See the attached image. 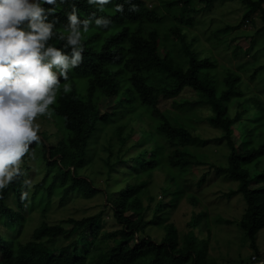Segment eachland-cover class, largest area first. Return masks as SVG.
<instances>
[{
    "label": "trees",
    "instance_id": "obj_1",
    "mask_svg": "<svg viewBox=\"0 0 264 264\" xmlns=\"http://www.w3.org/2000/svg\"><path fill=\"white\" fill-rule=\"evenodd\" d=\"M215 1L158 0L152 6L144 0H111L98 12L83 0H65L49 15L57 30H62L65 13L75 3L81 18L106 16L112 23L101 31L90 25L82 33L85 49L81 64L69 73L71 91L65 94L61 87L51 106L53 115L42 116L54 131L40 129L39 142L30 145L35 158L26 155L22 159L24 173L31 179L39 173L38 180L25 201L19 198L23 176L0 192L1 227L17 232L23 223L21 212L25 208L31 211L34 205L44 212L52 195L63 200L70 193L85 198L104 193L83 172L96 159L102 166L105 187L116 176L121 182L114 198L107 192L103 206L120 231L134 236H119L108 249L102 248L103 242L97 241L101 211L79 219L41 221L23 242L0 232V264H234L207 262L208 236H203L209 225L203 223L207 220L204 210H192L183 233L168 223L159 241L145 234L148 225L161 221L163 214L186 196L183 179L190 167L202 165L206 157L189 147L203 143L190 131L189 117L177 112L171 115L158 107L161 99H174L187 88L197 100L173 103L183 112L192 108L187 104L195 102L209 106L208 121L220 130L217 138L227 147L225 164L210 166L216 175L237 182L225 195L240 194L244 202L237 224L255 260L238 264H264L256 243V234L264 227V169L259 170L264 157V99L237 71L223 68L219 73L212 53L200 51L198 36L187 34L194 26L191 14L208 10ZM240 1L245 5L240 22L219 32L237 28L257 11L263 22L258 32H263V0ZM115 4H121L122 10L113 11ZM165 19L175 22L166 21L171 25L160 30ZM50 42L57 47L61 43L56 39ZM262 68L260 65L251 72L250 82ZM157 170L166 179L162 196L155 201L146 186ZM204 181L205 175L199 184ZM166 196L167 203L161 200ZM186 200L192 206L199 204L192 194ZM12 201L16 207L11 206ZM150 210L152 215L147 217Z\"/></svg>",
    "mask_w": 264,
    "mask_h": 264
},
{
    "label": "rangeland",
    "instance_id": "obj_2",
    "mask_svg": "<svg viewBox=\"0 0 264 264\" xmlns=\"http://www.w3.org/2000/svg\"><path fill=\"white\" fill-rule=\"evenodd\" d=\"M144 1L152 6L158 3V0ZM262 8L264 9V0ZM244 9L245 5L240 0H217L208 10H201L191 14L194 26L187 30V34L198 36L200 51L212 53L219 73H222L223 68L237 71L244 80L250 83L251 89L254 90L253 92L264 99V31L258 32L263 25L260 11H257L249 21L243 22L237 28L219 32V30L226 29L228 25H237L242 18ZM166 21L171 20L165 19L164 23H160V30L167 29L171 22H175L171 21L169 23ZM260 65H263V68L257 72L256 78L250 82L249 76L251 72L253 73L255 68ZM181 99L193 102V100H197V97L187 88L174 99H161L158 107L161 111L169 112L171 115L177 112L189 117L188 122L191 123L190 131L203 141L202 144L189 145V147L192 151L203 154L206 157L203 158L204 163L202 165L190 167L185 179H183L186 185V196L178 201L171 210L163 214L161 221L155 220L153 224L148 225L145 234L159 241L162 239L168 223H173L177 230L183 233L187 229V222L192 210L195 213L204 210L207 213V220L204 218L203 223L207 222L209 225V232L204 236L202 235L203 238L208 236L207 250L205 252L207 262L224 263L227 261L234 264H238L241 260L253 262L255 258L253 257V251L249 248V241L237 224L244 210L242 196L240 194L232 197L225 195L230 189L236 188L237 182L231 181L222 175H216L213 167L210 166L211 163L225 164L227 147L223 140L217 138L220 135V130L213 127L208 121V116L211 114L208 105L197 102L187 104L192 105V108L183 112L173 103L174 101L180 102ZM102 102L101 106L104 109L105 102ZM112 107H115V104ZM37 122L41 126L40 129L46 127L50 131H54L52 124L42 120V116L37 118ZM94 162L96 163L88 166L83 172L91 176L95 185L103 189L104 193L98 192L90 198L70 193L63 200H59L58 195H52L50 206L44 212L40 208L35 207V205L31 211H27L25 208L21 212L23 223L17 232L13 229L8 231L5 230L6 228L2 229L1 224L4 225V219L0 217L1 234L7 238H15L17 236L23 242L29 239L33 228L38 226L41 221L57 222L59 219L68 217L79 219L101 211L102 221L97 241L103 242L102 248L108 249L113 244L114 239L119 236H134L133 233L120 231V226L111 218L109 210L103 206L108 197L107 192H112L110 196L114 198V190H118L121 186V182L118 179L119 176L111 179L110 185L105 187L103 173L100 172V168H102L100 161L95 159ZM32 168L33 165L31 166ZM262 169H264V157L260 161L259 170ZM37 175L39 173H36L33 177L32 184L38 180ZM203 175H205V181L199 184V180ZM143 178L146 177L143 175ZM165 179L164 173L160 170L153 171L148 179L147 194L156 196L155 201L159 200L161 186L164 185ZM189 194L197 198L198 205L192 206L187 202L186 198ZM142 200L145 206L146 199L143 198ZM161 200L167 203L169 197H162ZM11 206L16 207L14 201L11 202ZM151 215L152 211L150 210L147 213V217ZM9 225L11 224L9 223ZM256 243L259 247V252L264 257V227L256 234Z\"/></svg>",
    "mask_w": 264,
    "mask_h": 264
},
{
    "label": "clouds",
    "instance_id": "obj_3",
    "mask_svg": "<svg viewBox=\"0 0 264 264\" xmlns=\"http://www.w3.org/2000/svg\"><path fill=\"white\" fill-rule=\"evenodd\" d=\"M102 12L111 0H83ZM65 0H0V192L23 176L20 200L30 195L32 179L23 171L22 159L33 142H39L37 118L51 117L57 93L71 91L69 73L82 62V33L93 25L107 29L106 16L81 18L75 3L66 11V23L57 30L49 15ZM50 6V7H46ZM113 11H121L115 4ZM60 41L57 47L51 43ZM61 81L63 84L61 86Z\"/></svg>",
    "mask_w": 264,
    "mask_h": 264
}]
</instances>
